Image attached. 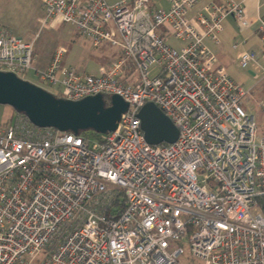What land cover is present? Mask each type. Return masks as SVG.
<instances>
[{
	"label": "built area",
	"instance_id": "1",
	"mask_svg": "<svg viewBox=\"0 0 264 264\" xmlns=\"http://www.w3.org/2000/svg\"><path fill=\"white\" fill-rule=\"evenodd\" d=\"M169 1L41 0V27L69 23L120 50L97 73L61 66L62 46L35 68L34 41L0 28L1 71L34 70L64 99L129 104L95 136L19 113L0 127V264H181L183 245L201 264H264V129L204 42L219 43L229 16L246 27L243 5L211 1L190 17L200 0ZM257 31L264 47V15ZM261 59L244 50L238 65L264 78ZM148 102L177 127L174 142H146L137 114Z\"/></svg>",
	"mask_w": 264,
	"mask_h": 264
},
{
	"label": "water",
	"instance_id": "2",
	"mask_svg": "<svg viewBox=\"0 0 264 264\" xmlns=\"http://www.w3.org/2000/svg\"><path fill=\"white\" fill-rule=\"evenodd\" d=\"M0 104L23 113L36 126L74 133L112 131L117 127L121 114L129 108L119 95L110 96L109 106L105 105L102 94L79 100L64 99L13 72L1 70ZM137 116L147 143H172L177 139V127L154 103L144 104Z\"/></svg>",
	"mask_w": 264,
	"mask_h": 264
},
{
	"label": "rangeland",
	"instance_id": "3",
	"mask_svg": "<svg viewBox=\"0 0 264 264\" xmlns=\"http://www.w3.org/2000/svg\"><path fill=\"white\" fill-rule=\"evenodd\" d=\"M34 2L38 3V0H0V28L8 30L10 33L13 32L14 35H18L21 32L20 30H24V28L26 27V17L29 15L27 4L30 8V5H33ZM36 8L38 10L37 6ZM31 21L32 23L29 24L28 28L26 29L27 31L29 30L32 33L35 32V57L33 60V65L38 64L47 55L53 53L60 46L65 47L66 49V53L63 56L61 66L73 65L81 73H97L100 66H106L113 59L122 55L118 48L110 46L109 44H94L91 39L82 36L80 32L77 31L69 23L54 21L51 25L41 27L40 19H32ZM5 24L10 27L12 32L8 29L7 26H5ZM32 37L33 36H31V38ZM167 42L177 44L178 41H176L175 38L171 37L167 40ZM217 58L222 64H224L226 61V59L222 57L218 56ZM233 70L237 72L235 74H238L240 81L242 83H245L243 85V88L247 90V77L250 76L247 71L248 68H241L236 61L235 68ZM20 77L47 89L51 93H56L59 89V86H51L46 82H41L36 75L30 72V70L25 74L20 75ZM252 77H256L255 80H259V86L262 85V87L264 88L263 78H260V76ZM120 79L122 81L125 79L128 82H131V79H126L124 77H121ZM235 82L237 81L235 80ZM238 84L241 83L238 82ZM247 96H249V99L251 100L250 103L253 107L252 113L255 115L260 129H264V99L260 100L261 97L256 93L255 96L253 92L249 93L242 100V106L245 109H247V106L245 104L247 101ZM257 99H259L260 101ZM17 113L18 112L11 106L0 104V127L4 128L10 125H14L16 122L15 117ZM183 246L184 253L178 258L181 264H201L198 260L191 256L189 247L187 245ZM36 262L37 261H35L33 264H36Z\"/></svg>",
	"mask_w": 264,
	"mask_h": 264
},
{
	"label": "crops",
	"instance_id": "4",
	"mask_svg": "<svg viewBox=\"0 0 264 264\" xmlns=\"http://www.w3.org/2000/svg\"><path fill=\"white\" fill-rule=\"evenodd\" d=\"M117 1L119 0H109L110 3H114ZM211 1L215 3L220 2V0H200L189 10V16L193 17L198 11H201L202 8ZM234 1L239 2L243 5L244 13L249 24L246 27L238 26L234 18L232 16H229L225 18V20L223 21V28L218 34L219 43H214L209 38H205L204 42L214 52L216 58L219 56L226 59L225 63L222 64L219 62L217 58V63L223 66L227 70L229 75H231V77L234 80H236L237 83L240 82L241 83L240 85L243 86L245 83H242L240 81L238 74H235L237 72H235L233 69L235 68L236 61L238 62V56L242 51L254 50L261 54L264 53V47L260 38V33L257 31L258 19L259 17L264 15V0H234ZM36 6L38 7V10ZM151 6L155 9H167L170 6V1L151 0ZM27 8L29 9L28 11L29 15L26 17V24H25L26 27L24 28V30H20L21 32L18 35L17 34L15 35L22 37L23 39L28 41H34L35 32L32 33L29 30L27 31L26 28H28L29 24L32 23L31 21L32 19L39 20L41 18L43 11L40 0H38V3L34 2L33 5H30V8L29 5L27 4ZM5 26H7L8 29L11 31L8 25L5 24ZM31 36L33 37L31 38ZM169 38H171V36ZM168 43L175 48H180L182 46V42L180 41H178L177 44H173L170 42ZM234 45L236 46L234 47ZM52 54L53 53L47 55L38 64H34V67L40 69L46 68L51 60ZM260 63L264 68V59H261ZM247 71L250 74V76L247 77V82H248L247 90H249L250 93L253 92L254 96L256 93L261 97L260 100H263L264 88L262 87V85L259 86V80H255L256 77H252L255 76L254 72L251 69H248ZM30 72H32L35 75L34 70H30ZM131 76H132L131 80H134L133 78L134 76L132 72H131ZM260 78L262 77L260 76ZM246 100L247 101L245 104L247 106V110L252 112L253 107L252 104L250 103L251 100L249 99V96H247Z\"/></svg>",
	"mask_w": 264,
	"mask_h": 264
},
{
	"label": "trees",
	"instance_id": "5",
	"mask_svg": "<svg viewBox=\"0 0 264 264\" xmlns=\"http://www.w3.org/2000/svg\"><path fill=\"white\" fill-rule=\"evenodd\" d=\"M54 94L59 97L58 93H54ZM103 97H104L105 105L106 106H109L110 105V95H104ZM19 114H21L22 116H24L25 118H27L26 115H24L23 113H19ZM80 133L85 134V135H88V136H95V135L98 134L97 132H94L92 130L80 131ZM120 204L122 205L123 202L121 201Z\"/></svg>",
	"mask_w": 264,
	"mask_h": 264
},
{
	"label": "bare ground",
	"instance_id": "6",
	"mask_svg": "<svg viewBox=\"0 0 264 264\" xmlns=\"http://www.w3.org/2000/svg\"><path fill=\"white\" fill-rule=\"evenodd\" d=\"M39 127V126H38Z\"/></svg>",
	"mask_w": 264,
	"mask_h": 264
}]
</instances>
